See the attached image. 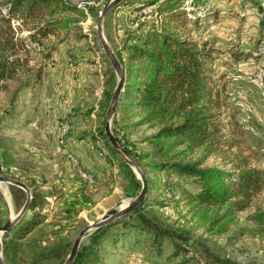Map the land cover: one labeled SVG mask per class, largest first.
Wrapping results in <instances>:
<instances>
[{
  "label": "rangeland",
  "instance_id": "obj_1",
  "mask_svg": "<svg viewBox=\"0 0 264 264\" xmlns=\"http://www.w3.org/2000/svg\"><path fill=\"white\" fill-rule=\"evenodd\" d=\"M70 1L95 8V14L80 23L87 38L71 36L59 40L51 36L43 45L49 49L48 59L43 58L45 49L42 51L36 45L30 59L29 54L20 55L23 59L27 57L28 66L40 73L36 81L31 78L30 86L17 93L12 107L18 115L13 118L2 117L9 108L7 97H11L12 90L7 93L0 90V175L21 181L30 195L33 180L42 190L52 193L44 215L55 223L49 229L57 235L47 238L67 241L69 251L63 261L35 263L29 256L28 239L15 260L10 253L5 259L4 243L29 215L25 212L9 231L0 235L3 264H64L83 228L109 218L134 200L142 187L133 165L112 147L105 135V114L118 78L96 31L102 9L112 0ZM147 1L122 0L104 16L102 35L117 59L119 54L125 57L121 52L125 39L130 37L129 44L136 42L133 36L141 33L142 29L138 31L141 23L145 21V29L159 25L162 18L156 5H147ZM190 2L186 0L181 7L188 14L179 19L178 30L189 39L209 42L218 49L220 55L211 66L216 84L224 89L221 120L223 124L231 122L233 129L241 133L238 148L227 156L246 157L250 168L264 170V0H207L206 5L199 7H192ZM5 14L2 9L1 15ZM194 19H198L199 26ZM11 25L16 27L19 22L12 20ZM26 35L22 30L15 36ZM109 66L116 85L105 102V71ZM116 106L109 118L110 132L125 150L147 154L143 163L170 160L185 164L199 157L200 151L186 152L173 140L145 141L156 130L133 126L138 117L120 121ZM216 162L222 163L211 157L204 166ZM121 163L129 167L137 183L133 195L124 192V187L130 192V186ZM221 167L228 171L231 168L223 163ZM161 176L163 184L165 175ZM147 177L155 179L150 173ZM168 179L169 187L163 185L160 191H148L143 213L162 230L186 241L185 245L192 248L186 260L172 258L174 240L168 235L161 239L160 246L153 247L147 234L132 230L114 247L106 244L99 249L100 259L95 264H206L212 258L229 259L237 264H264V221L253 223L249 218L264 209V192L255 199L253 207L240 212L227 204L200 205L188 198L190 188L186 178L173 173ZM11 186L14 185L0 183V226L13 220L26 201L24 192L25 201L18 208ZM56 211L61 214L55 215ZM255 227L261 230L257 233L249 230ZM96 230L90 229L83 236L78 250L90 242ZM36 237V244L44 245L40 242L43 235Z\"/></svg>",
  "mask_w": 264,
  "mask_h": 264
},
{
  "label": "trees",
  "instance_id": "obj_2",
  "mask_svg": "<svg viewBox=\"0 0 264 264\" xmlns=\"http://www.w3.org/2000/svg\"><path fill=\"white\" fill-rule=\"evenodd\" d=\"M185 1H147V5H156V12L162 19L158 26L152 25L148 29H145V21L141 23L138 27V31L142 29L141 33L133 36L137 39L135 43H128L130 37L124 40L121 52L125 57L117 55L123 69V86L116 113L120 121L138 117L133 126L155 129L156 132L145 141L173 140L184 151H200V155L194 162L185 164L170 160L143 163L147 154L136 155L124 147L139 169H143L147 193L150 190L160 191L163 185L164 188L169 187L168 178L176 173L186 178L190 188L188 198L192 201L210 207L227 204L233 210L243 212L253 207L255 199L264 192V170L250 168L246 157L227 156V153L238 148L241 133L233 129L231 122L223 124L221 120V108L225 104L224 89L216 84L211 66L220 53L209 42L194 41L178 30L181 26L179 19L186 18L188 14L187 10L181 8ZM206 1L191 0L190 5L199 7L206 5ZM2 9L6 10L5 15H1ZM94 14L95 8L91 5H79L70 0H0V90L6 93L12 90L11 97H7L9 108L4 110L3 118L18 115V111L12 107L17 93L30 86L31 78L36 81L40 73L28 66L27 57L23 59L20 55L29 54L30 59L37 46L44 51L43 45L51 36L59 40L71 36L87 38L81 31L80 23ZM211 16L214 18L215 15ZM12 20H17L19 25L13 27ZM193 22L199 26L198 19ZM22 30L27 35L16 37V32ZM48 50L46 47L43 52L44 59L49 57ZM105 75L103 95L106 102L116 81L110 66ZM211 157L231 166L230 171L223 169L219 162L204 166ZM121 167L127 174L130 186V192L127 187H124V192L133 195L137 190L134 175L125 163H121ZM149 173L155 175L154 180L147 177ZM163 174L165 178L162 184ZM29 187L31 199L26 211L29 215L5 241L3 255L8 259L10 253L15 260L22 252L23 242L29 239V256L34 258L35 263L51 259L63 261L70 243L63 239L50 241L47 238L57 235L49 229L55 223L48 221L44 215L52 193L42 190L34 180ZM11 191L16 206L21 207L25 201L24 191L17 186H11ZM143 209L142 203L97 228L90 242L77 250L72 264L97 263L100 259L99 249L106 244L114 247L132 230L147 234L153 247L160 246L161 239L168 235L167 238L174 240L172 258L184 262L192 248L185 245L186 241L181 237L158 227L143 213ZM66 212L70 211L66 209ZM54 214L59 216L61 212ZM249 218L253 223L264 221V209L251 214ZM249 230L257 233L261 229L255 227ZM37 234L43 235L44 239L40 242H44V245L36 244ZM206 264L237 263L212 258L207 259Z\"/></svg>",
  "mask_w": 264,
  "mask_h": 264
},
{
  "label": "water",
  "instance_id": "obj_3",
  "mask_svg": "<svg viewBox=\"0 0 264 264\" xmlns=\"http://www.w3.org/2000/svg\"><path fill=\"white\" fill-rule=\"evenodd\" d=\"M120 1H122V0H112L108 5H106L102 9V11H101V13L97 19V31H96L97 38L100 41L103 52L105 53L106 57L108 58L111 66H112V68H113V70L116 73L117 78H118L117 85H116L115 90L112 94L109 106H108L106 114H105V134H106L110 144L112 145V147L115 148L129 163H131V165H133L135 171L140 176V179L142 182V187H141L139 194L135 197L134 200H132L131 202L126 204L124 207L119 209V211H117L116 213H113L109 218H107L103 221L92 223V224L86 226L85 228H83L79 232L76 239L74 240L73 245L71 247V250H70L64 264H72L73 263V260L75 258V255L77 253V250H78V247L80 244V241L83 238V236H85V234L90 229L99 228L100 226L105 225V224L121 217L122 215H124L129 210H131V209L137 207L138 205L142 204L144 201V198L146 196V193H147V182H146L144 174L141 172V170L139 169V167L137 166V164L135 163V161L133 160L131 155L127 152V150H125L120 145L118 140L111 134L110 129H109V118L111 117L112 113L114 112L115 106H116V104L120 98L121 92H122L123 69H122L118 59L113 55V53L108 48L107 43H106V41L102 35V29L101 28H102V20H103L104 16L106 15V13L109 11V9L116 6ZM0 183L17 186V187L21 188L26 193V196H27L24 205L22 206L19 213L15 216V218L11 221H7L2 226H0V235H1L2 233L9 231L19 221V219L24 215V213L27 211L31 195H30V190L27 188V186L24 183H22L21 181H18L16 179H12V178L0 175ZM0 264H3L1 257H0Z\"/></svg>",
  "mask_w": 264,
  "mask_h": 264
}]
</instances>
